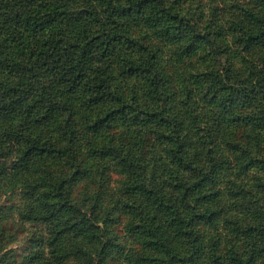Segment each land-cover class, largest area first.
Returning a JSON list of instances; mask_svg holds the SVG:
<instances>
[{
  "label": "trees",
  "instance_id": "obj_1",
  "mask_svg": "<svg viewBox=\"0 0 264 264\" xmlns=\"http://www.w3.org/2000/svg\"><path fill=\"white\" fill-rule=\"evenodd\" d=\"M0 264H264V0H0Z\"/></svg>",
  "mask_w": 264,
  "mask_h": 264
}]
</instances>
